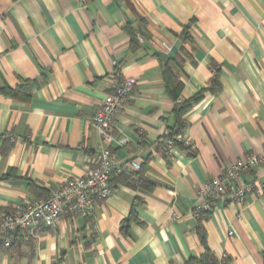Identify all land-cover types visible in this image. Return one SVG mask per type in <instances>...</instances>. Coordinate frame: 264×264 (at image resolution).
Segmentation results:
<instances>
[{
  "label": "crops",
  "instance_id": "0c3cea01",
  "mask_svg": "<svg viewBox=\"0 0 264 264\" xmlns=\"http://www.w3.org/2000/svg\"><path fill=\"white\" fill-rule=\"evenodd\" d=\"M122 77L134 85L111 132L125 142L110 147L141 183L113 174L89 216L16 231L0 264H184L205 250L264 264V193L194 212L202 183L264 149V0H0V217L91 167V115ZM165 77L178 100L218 83L185 115L194 149L161 148ZM241 180L261 190L264 164Z\"/></svg>",
  "mask_w": 264,
  "mask_h": 264
},
{
  "label": "built area",
  "instance_id": "2783aa9c",
  "mask_svg": "<svg viewBox=\"0 0 264 264\" xmlns=\"http://www.w3.org/2000/svg\"><path fill=\"white\" fill-rule=\"evenodd\" d=\"M138 40L141 41V38L138 37ZM116 65V61H113V67ZM133 85L134 80L131 77H122L113 91L102 98L99 108L92 113L91 125L96 130L100 142L91 167L83 175L67 178L59 186L50 188L46 196L15 205L1 215L0 240L4 247L10 245L16 231H33L41 226H52L64 212L81 217L89 216L95 204L111 195L109 180L113 174L127 168L133 172L139 171L140 164L137 160L117 163L110 147L111 142L118 145L125 142L124 139L115 138L111 125L129 98ZM180 140L194 149V145L188 140L182 137ZM162 144L163 151L170 154L173 148L171 139L164 137ZM263 164L264 149L258 154H245L217 176L202 183L196 191L198 203L194 209L195 214L198 216L201 212H211L218 201L223 204L228 201L241 204L246 194L252 190L256 195H262L264 186L261 190H254V186L241 180V175L258 169ZM224 257L225 255L219 264H224Z\"/></svg>",
  "mask_w": 264,
  "mask_h": 264
},
{
  "label": "trees",
  "instance_id": "16d2710c",
  "mask_svg": "<svg viewBox=\"0 0 264 264\" xmlns=\"http://www.w3.org/2000/svg\"><path fill=\"white\" fill-rule=\"evenodd\" d=\"M117 67V66H116ZM114 67V68H116ZM165 86H166V91L168 95L171 97V99L174 101L173 107H172V118H173V124L169 126L166 129V132L163 137L171 139L173 146H183L184 141L180 140L182 131L186 125V119L185 115L186 113L192 108L193 105L198 103L205 95L206 92L209 93H216L218 91V83L216 80H212L210 85L201 89L198 91L196 94L191 96L188 99H183V100H178L179 98V89H180V83L177 81L172 80L169 82V78L165 77ZM161 148L163 150V144L161 145ZM132 182L135 184L141 183V178L139 176L138 172H133L130 171L128 172ZM148 183V187H150L151 183ZM201 214V213H200ZM199 214V215H200ZM130 220H133V217L130 216L127 219H124L121 224H120V230L122 232H125L128 223ZM202 242L204 243V239L201 238ZM0 247H3V244L0 240ZM195 263H200V264H219L218 260L209 253L208 250L203 251L199 256L197 257H191L185 261L184 264H195Z\"/></svg>",
  "mask_w": 264,
  "mask_h": 264
}]
</instances>
